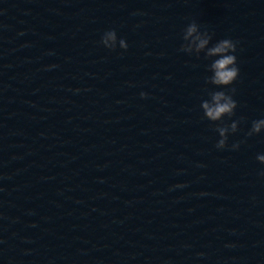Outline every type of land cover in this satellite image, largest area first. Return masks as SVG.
Returning a JSON list of instances; mask_svg holds the SVG:
<instances>
[{"label":"water","instance_id":"1","mask_svg":"<svg viewBox=\"0 0 264 264\" xmlns=\"http://www.w3.org/2000/svg\"><path fill=\"white\" fill-rule=\"evenodd\" d=\"M204 31L209 47L236 44L227 88L206 83ZM122 39L101 264H264V131L248 135L264 119V0H128ZM215 90L238 106L213 123L201 103ZM233 121L218 149L216 127Z\"/></svg>","mask_w":264,"mask_h":264},{"label":"clouds","instance_id":"2","mask_svg":"<svg viewBox=\"0 0 264 264\" xmlns=\"http://www.w3.org/2000/svg\"><path fill=\"white\" fill-rule=\"evenodd\" d=\"M199 26L195 21L191 22L184 30L183 40L188 41L189 37L193 33H197ZM206 38H199V43L196 45V55L199 57L200 53H204L206 59H211V63L208 66V71L212 75L206 78V83L215 86L218 89L227 88L232 85L239 76V68L237 66V57L234 55L236 52V44L231 39H222L216 44L209 47L212 36L208 34L207 31L202 32ZM112 41L111 44L108 41ZM117 41V35L114 30H109L105 32L102 37L101 43L110 49H115ZM120 48L127 50V43L123 40H119ZM207 46V47H206ZM181 51L190 53L192 50L186 48L184 44L181 45ZM235 89H232V93ZM146 94L141 93L144 97ZM209 98L203 100L201 103V108L204 113V118L215 123L222 122L224 117L231 118L234 115V110L237 108V102L233 99L231 94L226 93L223 90H215L208 92ZM239 121H233L230 126L223 125L217 126L216 131L219 133L220 139L218 140L216 147L218 149H224L227 146L228 135L230 133H235L238 130ZM264 131V119L254 120L252 126L248 132L249 136L254 134H259ZM233 149H238L239 144H233ZM256 159L264 164V155H257ZM264 176V171L260 173Z\"/></svg>","mask_w":264,"mask_h":264}]
</instances>
